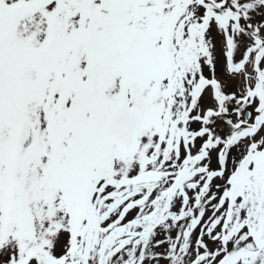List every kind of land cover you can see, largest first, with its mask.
<instances>
[{"label": "snow or ice", "instance_id": "snow-or-ice-1", "mask_svg": "<svg viewBox=\"0 0 264 264\" xmlns=\"http://www.w3.org/2000/svg\"><path fill=\"white\" fill-rule=\"evenodd\" d=\"M0 264H264V0H0Z\"/></svg>", "mask_w": 264, "mask_h": 264}]
</instances>
